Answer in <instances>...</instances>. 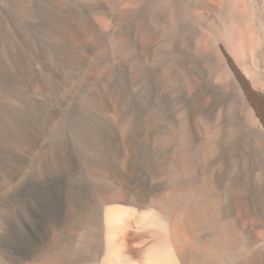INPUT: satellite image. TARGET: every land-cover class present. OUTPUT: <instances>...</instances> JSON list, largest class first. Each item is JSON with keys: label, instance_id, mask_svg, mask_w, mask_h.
Instances as JSON below:
<instances>
[{"label": "bare ground", "instance_id": "6f19581e", "mask_svg": "<svg viewBox=\"0 0 264 264\" xmlns=\"http://www.w3.org/2000/svg\"><path fill=\"white\" fill-rule=\"evenodd\" d=\"M0 264H264V0H0Z\"/></svg>", "mask_w": 264, "mask_h": 264}, {"label": "rangeland", "instance_id": "374dc122", "mask_svg": "<svg viewBox=\"0 0 264 264\" xmlns=\"http://www.w3.org/2000/svg\"><path fill=\"white\" fill-rule=\"evenodd\" d=\"M126 3H131L133 0H125Z\"/></svg>", "mask_w": 264, "mask_h": 264}]
</instances>
